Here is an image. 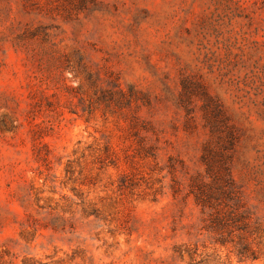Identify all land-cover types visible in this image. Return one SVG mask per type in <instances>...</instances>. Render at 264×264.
Wrapping results in <instances>:
<instances>
[{
	"label": "rangeland",
	"instance_id": "obj_1",
	"mask_svg": "<svg viewBox=\"0 0 264 264\" xmlns=\"http://www.w3.org/2000/svg\"><path fill=\"white\" fill-rule=\"evenodd\" d=\"M0 264H264V0H0Z\"/></svg>",
	"mask_w": 264,
	"mask_h": 264
},
{
	"label": "trees",
	"instance_id": "obj_2",
	"mask_svg": "<svg viewBox=\"0 0 264 264\" xmlns=\"http://www.w3.org/2000/svg\"><path fill=\"white\" fill-rule=\"evenodd\" d=\"M229 181V178H227ZM216 200V199H221V198H217V197H212V196H208V197H200L198 198V201L201 203V205L203 207H212L214 204H212L210 201L211 200Z\"/></svg>",
	"mask_w": 264,
	"mask_h": 264
}]
</instances>
